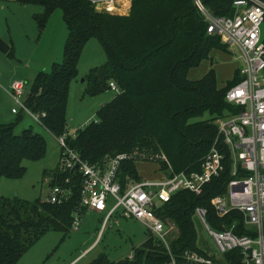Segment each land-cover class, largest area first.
<instances>
[{
    "label": "trees",
    "instance_id": "1",
    "mask_svg": "<svg viewBox=\"0 0 264 264\" xmlns=\"http://www.w3.org/2000/svg\"><path fill=\"white\" fill-rule=\"evenodd\" d=\"M16 1L42 6L45 16L59 9L68 29L62 63L53 64L49 73L39 72L24 95L29 110L45 113L41 118L44 129L54 137L67 132L68 85L77 74L82 45L97 37L107 63L88 73L87 93L108 89L110 79L120 92L99 109L96 120L68 139L69 146L82 159L102 165L106 157L158 145L174 171L198 168L217 133L213 120L235 111L226 102L225 92L241 76L235 70L233 79L222 86L213 69L199 79L187 77L190 68L211 59L212 51L227 49L218 36L207 34L192 0H133L127 15L98 12L88 0ZM204 1L214 14H231L233 0ZM204 113L208 114L205 119L189 120ZM18 119L20 115L15 122L0 123V177L23 176V161L39 159L45 153L43 136L31 127L14 133ZM131 159L122 161L118 169L122 188L139 177ZM74 175L60 174L58 167L52 175L56 184H63L66 176L71 178L72 194L60 204L0 197V264H14L46 230L71 227L72 211L79 201V175ZM213 190L209 187L202 197L177 192L159 210L162 219L177 226L178 236L171 241L173 252L196 248L193 210L207 205L206 197ZM166 256L163 246L149 236L131 258L111 261L97 256L88 264H163Z\"/></svg>",
    "mask_w": 264,
    "mask_h": 264
},
{
    "label": "built area",
    "instance_id": "2",
    "mask_svg": "<svg viewBox=\"0 0 264 264\" xmlns=\"http://www.w3.org/2000/svg\"><path fill=\"white\" fill-rule=\"evenodd\" d=\"M88 1L96 11L114 14L116 4L133 0ZM192 2L207 34L237 47L243 60L240 80L225 92L234 113L217 118L216 136L197 169L142 178L124 188L117 174L121 162L131 158L129 154L118 153L102 165L91 164L67 142L76 133L56 136L59 173L79 175V201L70 226L77 230L86 210L105 213V224L120 209L121 216L141 221L156 244L163 246L167 255L163 264H264V0H233L230 15L214 14L204 0ZM24 85L13 80L6 90L14 104L11 111H23L41 125L45 113L27 108ZM108 86L116 94L120 92L113 81ZM70 182L66 176L63 184L51 185L46 201L60 204L67 200L72 194ZM209 187L214 193L206 197L207 205L195 206L193 214L211 239L216 257L202 247L173 252L171 241L178 229L173 221L162 219L159 210L177 192L202 197ZM170 230L176 234L170 236Z\"/></svg>",
    "mask_w": 264,
    "mask_h": 264
},
{
    "label": "rangeland",
    "instance_id": "3",
    "mask_svg": "<svg viewBox=\"0 0 264 264\" xmlns=\"http://www.w3.org/2000/svg\"><path fill=\"white\" fill-rule=\"evenodd\" d=\"M131 6L132 2L116 4L113 15H127ZM0 37L10 46L9 52L0 51V123L15 122L20 115L14 133L19 134L31 127L45 140L43 157L23 161L26 168L23 176L14 179L0 177V197L46 200L50 186L57 182L52 175L58 167L60 145L50 132L25 112L12 113L14 104L5 88L13 80L22 81L25 83L26 95L39 72L49 73L53 64L62 63L68 38L67 25L59 9L45 16L40 5L0 0ZM261 39L264 40V21L261 24ZM220 42L227 49L212 51L211 59L190 68L187 71L189 79H199L210 69L215 71L220 86L233 79L235 70L243 66V60L237 47L227 45L221 39ZM106 63L107 54L99 38L86 40L78 56L77 74L68 85L65 107L67 135H73L85 124L96 120L99 109L115 96L116 93L109 86L97 94L87 93L88 73L93 68L104 67ZM207 117L208 114L204 113L189 120L194 122ZM216 120L213 123L216 124ZM126 153L137 165V181L174 171L167 154L158 145L135 147ZM133 181L136 180L129 182ZM104 215L86 210L79 219L77 230L72 227L46 230L20 254L14 264H88L97 256H104L111 261L130 258L134 250L148 239L147 227L137 219L121 216L120 209L102 224ZM192 217L196 230L195 247H202L209 255L216 257V250L204 226L194 214ZM168 234L173 236L176 233L170 230Z\"/></svg>",
    "mask_w": 264,
    "mask_h": 264
},
{
    "label": "water",
    "instance_id": "4",
    "mask_svg": "<svg viewBox=\"0 0 264 264\" xmlns=\"http://www.w3.org/2000/svg\"><path fill=\"white\" fill-rule=\"evenodd\" d=\"M9 45L6 44L4 42V40L0 37V51H2L3 53H7L9 50ZM77 166H75L74 168H76Z\"/></svg>",
    "mask_w": 264,
    "mask_h": 264
},
{
    "label": "crops",
    "instance_id": "5",
    "mask_svg": "<svg viewBox=\"0 0 264 264\" xmlns=\"http://www.w3.org/2000/svg\"><path fill=\"white\" fill-rule=\"evenodd\" d=\"M9 50H10V47H9ZM9 86H10V84H9ZM9 86L7 88H5V91L9 88Z\"/></svg>",
    "mask_w": 264,
    "mask_h": 264
}]
</instances>
